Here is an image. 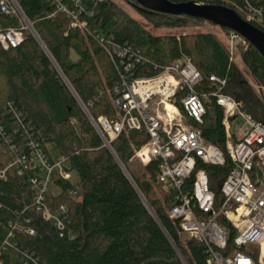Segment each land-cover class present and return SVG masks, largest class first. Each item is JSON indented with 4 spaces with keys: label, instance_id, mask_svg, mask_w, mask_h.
<instances>
[{
    "label": "trees",
    "instance_id": "trees-1",
    "mask_svg": "<svg viewBox=\"0 0 264 264\" xmlns=\"http://www.w3.org/2000/svg\"><path fill=\"white\" fill-rule=\"evenodd\" d=\"M16 1L50 55L17 13L6 14L0 6V27L24 33L20 47L4 50L0 46V124L4 129L0 171L7 174L6 179L0 178V264H207L206 246L183 235L179 222L170 219L178 201L174 192L155 182L159 163L130 162L134 151L149 141L148 133L124 131L111 143L113 153L78 98L95 124L99 125L102 116L117 120L115 90L122 77L150 78L176 60L190 58L203 77L197 93L216 90L211 76L226 78L225 93L242 101L247 113L264 124V100L230 62L227 48L210 33L155 35L157 30L207 21L152 12L134 0H130L134 14L113 0H88L80 15L84 28L73 26L72 19L48 0ZM169 1L228 6L246 19L243 0ZM253 5L264 8V0H254ZM250 24L264 31V19ZM100 36L129 49V54L111 59ZM72 52L76 61H71ZM238 56L252 80L264 87L262 55L246 42ZM128 65L132 68L127 72ZM183 96L179 91L175 103L186 123L198 129L208 143L225 149L223 110L215 98L204 101L206 113L197 122L181 104ZM30 128L51 157L49 145L67 159L66 169L75 177L73 184L58 180L60 193L47 197L46 205L52 211L62 205L68 209L70 224L63 237L37 210L36 194L28 183L32 173L20 175L18 161L32 153L26 139ZM198 168L207 171L210 189L220 202L218 188L233 168L231 160L227 158L224 166ZM71 190L77 191L75 199L69 195ZM227 244L228 252L235 247L231 232ZM251 256L256 264H264L259 253Z\"/></svg>",
    "mask_w": 264,
    "mask_h": 264
},
{
    "label": "built area",
    "instance_id": "built-area-1",
    "mask_svg": "<svg viewBox=\"0 0 264 264\" xmlns=\"http://www.w3.org/2000/svg\"><path fill=\"white\" fill-rule=\"evenodd\" d=\"M48 1L56 4L59 12L72 19L73 26L84 28L80 15L88 0ZM92 1L99 3L103 0ZM243 2L245 21L261 23L264 8L255 7L254 0ZM0 6L6 14L17 13L24 27L29 28L16 0H0ZM231 35L233 39L246 43L232 31ZM99 40L111 59L117 55L124 59L130 52L109 38L100 36ZM23 43L22 30H4L0 27L1 48L15 49ZM230 62L233 63L232 58ZM192 63L190 58H183L150 78L122 77L120 86L115 90L117 97L114 100L118 119L110 121L102 116L96 126L109 144L124 131L145 130L148 133L149 141L134 151L130 162H138L143 166L153 161L159 163L155 182L167 191L174 192L178 201L170 211V219L179 222L183 235L206 246L209 256L207 264H256L251 256L253 252L247 251L246 247L259 244L261 258V242L264 241V124L246 112L242 101L225 93L228 85L226 78L211 76L216 90L211 94L197 93L203 77ZM126 67L127 72L132 68L131 65ZM259 89L264 91L263 86ZM179 91L184 92L181 104L188 116L197 122H202L206 113L204 101L209 97L215 98L223 110L225 149L208 143L198 129L186 123L185 116L175 103ZM17 114L20 120V114ZM32 132V128L28 129L26 138L32 149L31 156L18 161L20 175L24 171L32 173L28 183L36 194L37 210L53 223L63 237L70 224L68 209L62 205L52 211L46 202L48 195L60 193L56 183L58 180L73 184L75 177L66 169L67 159H53ZM3 134L4 129L0 124V136ZM227 158L231 160L233 168L218 188L221 196L218 202L216 193L210 189L207 171L198 167L224 166ZM6 175V171H0L1 179H6ZM192 177L194 179L188 185ZM69 193L74 199L78 195L75 190ZM230 232L235 246L233 249L237 250L234 257H230L231 251L226 250ZM27 233L34 234V231L27 230Z\"/></svg>",
    "mask_w": 264,
    "mask_h": 264
},
{
    "label": "water",
    "instance_id": "water-1",
    "mask_svg": "<svg viewBox=\"0 0 264 264\" xmlns=\"http://www.w3.org/2000/svg\"><path fill=\"white\" fill-rule=\"evenodd\" d=\"M134 1L138 5L143 7L144 9L150 10L152 12H157V13H162V14H167V15H173V16L184 15V16H188V17H192V18H197L199 20L202 19V20L210 22L216 26H219L221 28L229 29L230 31L236 33L241 38H243L245 40V42H248L250 45H252L264 58V31L256 28L255 26L251 25L250 23H248L245 20H242L241 17L238 15V13L235 12L234 10L230 9L228 6L226 7V6H220V5L199 4L197 2L173 3V2H170L169 0H134ZM18 7L20 8L19 5H18ZM23 15H24V18L28 24L30 31L36 37V39L40 42L42 47L46 50L47 54H49L46 46L43 44V42L41 41V39L38 36V34L36 33V31L33 29V26L31 25L29 20L26 18L25 14H23ZM54 64H55V62H54ZM62 76H63V74H62ZM70 88H71V86H70ZM72 91H73V89H72ZM75 96L77 97L76 94H75ZM78 100L94 124L95 123L94 120L91 118V116L89 115L88 111L86 110L84 105L81 103L79 98H78ZM94 125L96 126V124H94ZM96 128L98 129L97 126H96ZM98 130L101 133L100 129H98ZM106 145L113 151L111 144L106 142ZM113 153H114V151H113ZM117 160H118L119 164L121 165V167L123 168L126 175L130 178V180L134 184V181L132 180V178L130 177L126 168L124 167V165H122V162L118 159V157H117ZM138 192H139V189H138ZM140 195L143 198L146 206L154 214L153 210L150 208V206L148 205L145 198L142 196L141 193H140ZM177 251H178V249H177ZM182 260H183V258H182ZM184 263H185V261H184Z\"/></svg>",
    "mask_w": 264,
    "mask_h": 264
},
{
    "label": "rangeland",
    "instance_id": "rangeland-1",
    "mask_svg": "<svg viewBox=\"0 0 264 264\" xmlns=\"http://www.w3.org/2000/svg\"><path fill=\"white\" fill-rule=\"evenodd\" d=\"M113 1L116 2L118 5H120L121 7H123L124 9H126L129 12L134 14L130 0H113ZM196 33H210L213 36L215 35V37L220 42H222V44H224L225 48H227V50L229 52L230 59L232 58L233 63L239 67V70L245 76V79L249 82L250 86L254 90H256L258 92V94H260V97L262 98V100H264V91L259 89L261 86L258 87V85L252 80L248 70L242 64L241 59L238 56L239 48H241V47L243 48L245 43H244V41H240V40L235 39V38L233 39V37L231 35V31L226 32L223 29H221L219 26L213 25L209 22H197V23H195V24H193L187 28L162 29V30H157L154 32V34L158 35V36L159 35H174L176 37H181L182 35L196 34ZM76 60H77V55H75V53L72 52L71 61H76ZM64 79H66L65 76H64ZM256 110L260 114V111H261L260 107H257ZM48 149L51 152L52 158L58 160L60 156H59V153L57 152V150L55 149V147L49 145ZM134 163L137 165L139 164L138 162H134ZM139 165H141V164H139ZM263 242H261L262 245H263ZM259 246H260L259 244L254 245V246L249 245L246 247V250L249 252L251 251L253 253H259ZM236 251H237L236 249H232L231 253H230V257H234V254Z\"/></svg>",
    "mask_w": 264,
    "mask_h": 264
},
{
    "label": "bare ground",
    "instance_id": "bare-ground-1",
    "mask_svg": "<svg viewBox=\"0 0 264 264\" xmlns=\"http://www.w3.org/2000/svg\"><path fill=\"white\" fill-rule=\"evenodd\" d=\"M261 260L264 262V242H263V245H262V254H261Z\"/></svg>",
    "mask_w": 264,
    "mask_h": 264
}]
</instances>
